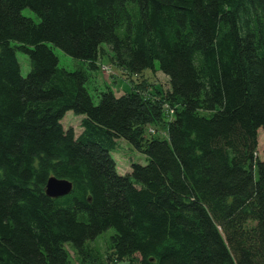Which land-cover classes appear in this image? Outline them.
<instances>
[{
  "label": "trees",
  "instance_id": "16d2710c",
  "mask_svg": "<svg viewBox=\"0 0 264 264\" xmlns=\"http://www.w3.org/2000/svg\"><path fill=\"white\" fill-rule=\"evenodd\" d=\"M102 45L168 90L94 104ZM262 131L264 0H0V264H264ZM120 140L146 157L124 175ZM50 177L71 192L49 198Z\"/></svg>",
  "mask_w": 264,
  "mask_h": 264
},
{
  "label": "rangeland",
  "instance_id": "374dc122",
  "mask_svg": "<svg viewBox=\"0 0 264 264\" xmlns=\"http://www.w3.org/2000/svg\"><path fill=\"white\" fill-rule=\"evenodd\" d=\"M22 15L24 17L32 18L34 21L38 22V18L29 9H24L22 11ZM101 49L99 70L92 74L90 81L86 85L94 104H98V93L102 91L111 90L116 94V96H119L124 92L126 93L129 91H135L137 89V84L141 83L142 80L147 79L149 83H155L159 88L162 89L163 92L168 90L167 77L160 71L153 74L152 70H147L143 76H133L131 78L126 74H123L115 67L110 59L111 52L106 45H102ZM53 50L58 57L60 68L66 69L67 71H74L79 67V65H81V62L66 55L61 50L57 48H53ZM16 57L20 64L21 75L25 77L30 69L28 59L20 52H16ZM155 65L156 69H158L157 63H155ZM82 118V116H75L72 112H67L63 117L61 124L64 130L72 128L75 135H78L80 133V121ZM147 133L150 135H157L160 138L165 137V131L162 127L158 126L147 127ZM260 133H262L259 137L260 150H263L264 134L263 131ZM118 146L119 148L117 149L116 154L113 153L112 157L117 162L119 174L124 175L127 172H130V166L132 163H138L141 165L146 163V157L132 149L131 146H129V144H127L125 141H118ZM113 233V229L102 233L92 242V244L98 247L100 250L104 249L106 241L109 240Z\"/></svg>",
  "mask_w": 264,
  "mask_h": 264
},
{
  "label": "water",
  "instance_id": "95a60500",
  "mask_svg": "<svg viewBox=\"0 0 264 264\" xmlns=\"http://www.w3.org/2000/svg\"><path fill=\"white\" fill-rule=\"evenodd\" d=\"M72 190V184L66 180L50 177L47 180L45 194L49 198L57 199L68 195Z\"/></svg>",
  "mask_w": 264,
  "mask_h": 264
}]
</instances>
